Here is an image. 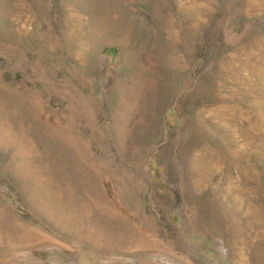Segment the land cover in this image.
<instances>
[{
  "label": "rangeland",
  "instance_id": "rangeland-1",
  "mask_svg": "<svg viewBox=\"0 0 264 264\" xmlns=\"http://www.w3.org/2000/svg\"><path fill=\"white\" fill-rule=\"evenodd\" d=\"M0 264H264V0H0Z\"/></svg>",
  "mask_w": 264,
  "mask_h": 264
}]
</instances>
